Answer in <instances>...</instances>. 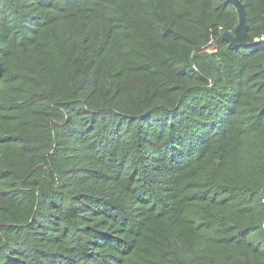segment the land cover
Returning <instances> with one entry per match:
<instances>
[{
  "label": "trees",
  "instance_id": "16d2710c",
  "mask_svg": "<svg viewBox=\"0 0 264 264\" xmlns=\"http://www.w3.org/2000/svg\"><path fill=\"white\" fill-rule=\"evenodd\" d=\"M0 0V264H264V0Z\"/></svg>",
  "mask_w": 264,
  "mask_h": 264
},
{
  "label": "water",
  "instance_id": "95a60500",
  "mask_svg": "<svg viewBox=\"0 0 264 264\" xmlns=\"http://www.w3.org/2000/svg\"><path fill=\"white\" fill-rule=\"evenodd\" d=\"M232 6L237 8L239 13V26L236 29L235 36L224 34L223 37L230 43L241 47H247L254 45L257 41L250 38L248 34V26L245 21V7L239 0H227Z\"/></svg>",
  "mask_w": 264,
  "mask_h": 264
}]
</instances>
